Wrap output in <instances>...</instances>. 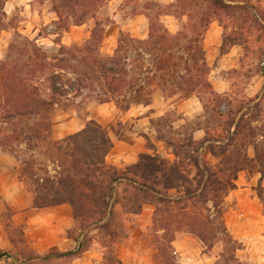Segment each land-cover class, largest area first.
Returning a JSON list of instances; mask_svg holds the SVG:
<instances>
[{
	"label": "rangeland",
	"instance_id": "1",
	"mask_svg": "<svg viewBox=\"0 0 264 264\" xmlns=\"http://www.w3.org/2000/svg\"><path fill=\"white\" fill-rule=\"evenodd\" d=\"M62 1L0 0V65L21 76V65L33 48L50 63L60 47L74 51L76 58L109 60L117 43L107 48L105 30L116 16L127 28L117 39L122 43L110 69H125L127 74L116 95H105L98 87L78 94L74 85L65 88V95L55 97L47 140H61L94 122L106 131L111 148L104 162L117 174L128 175L142 154L180 163L184 173L171 182L174 188L165 190L171 201L179 203H159L154 196L139 200L141 210L153 209L149 221L137 217L141 210L132 214L135 208L125 200V208L115 206L114 238L98 233L89 222L75 224L70 234L75 242L72 251L80 243L94 247L103 256L101 264L126 259L123 244L136 249L141 263L264 264V0H222L234 8L211 14L213 8L202 23L199 13L204 8L182 6L176 0H103L86 15L80 29L74 19L81 10L71 11L61 6ZM137 14L148 19L144 40L128 30L127 21ZM165 15L172 17L174 34L167 31L170 22ZM164 31L172 43L163 46L170 51L164 52L167 62L160 71L155 63L157 48L165 42ZM70 65L71 69L56 73L71 80L81 78L80 63ZM159 78L165 86L147 84ZM43 97L51 95L44 92ZM190 140L193 144L187 147ZM20 149L21 154H13L21 160L20 167L31 154L38 177L56 176L58 168L46 147L33 152L24 145ZM192 159L204 174L209 172L212 182L205 184L204 177L196 186ZM128 185L122 183L120 190H129ZM187 190L192 194L186 196ZM199 193L204 197L199 198ZM11 215L8 211L0 217L9 245L0 248L4 253L0 264H69L72 257L55 258L60 252L54 249L36 253L23 232V242L12 244L9 237H16L23 226H12Z\"/></svg>",
	"mask_w": 264,
	"mask_h": 264
},
{
	"label": "trees",
	"instance_id": "2",
	"mask_svg": "<svg viewBox=\"0 0 264 264\" xmlns=\"http://www.w3.org/2000/svg\"><path fill=\"white\" fill-rule=\"evenodd\" d=\"M176 1L182 6L193 9L204 8L199 13L200 23L204 21V16H209V11L213 8L214 11L211 14L215 13V10L227 11L234 8L222 0ZM102 2L103 0H63L61 6L71 11L75 8L81 10L78 18L74 19V25L79 26L84 23L86 15ZM208 22H204V26ZM165 34L164 31L162 37L165 40L164 44L157 48L158 59L155 66L160 71L164 69V62H167L163 54L170 51L169 48L165 49L163 46L168 45V41L172 43V40L164 36ZM121 43L122 39H119L112 58L106 61L89 59V62L87 57L76 58L73 55L74 51L70 53L69 49L60 47L58 57L53 58L50 63L45 60L43 55H39L37 49L33 48L31 54L26 55V61L21 65V76L11 75L6 65H0V149L9 154H21L20 145H24L27 150L32 152L35 149L46 147L51 163L58 168V171L55 172L56 176L46 173L44 177H38L34 173L35 159L31 154L28 161L20 167L19 172L31 190L32 208L41 209L69 204L75 224L89 222L98 233H102L108 238H114L118 227L115 216L116 205H120L121 209L125 208L124 201L127 200L132 204V208H135L132 214H138L142 205L138 201H144L147 196H154L159 203H179L180 201L176 199L171 201L165 190L170 187L174 188L171 182L179 180L184 174L180 163H168L146 154L140 155L138 161L127 170L128 175L117 174L112 168L105 165L104 158L109 152L111 144L106 131L94 122L87 123L82 130L61 140L52 142L47 140L51 132L53 107L57 105L55 97L65 95L67 93L65 88L74 85L76 88L73 89V92L78 94L83 89L91 90L92 87H98L105 92V95H116L119 89L124 86L126 70L110 69L116 65V53L120 49ZM75 51L79 53L77 49ZM19 56H22V53ZM73 61L79 62L82 67L84 74L81 78L71 80L65 75L56 73L57 70L62 72L65 69H71L70 62ZM51 71L53 72L51 73ZM45 73L48 74L47 77L43 76ZM147 84L157 87L165 86L166 82L159 78L156 82L151 80ZM189 84L196 85L191 81ZM44 92L51 95L50 99L43 97ZM229 125H233L232 120ZM237 128L238 123L235 125L233 134ZM168 144L174 149L172 143L168 142ZM192 144L193 141L190 140L187 147ZM191 163L197 170V187L201 185L204 177L205 184L212 182L209 172L204 174V171L199 169L196 160L192 159ZM124 182L131 185L129 190L128 187L120 190V186ZM160 188L163 191H160ZM184 194L189 196L192 192L187 190ZM140 195H142L141 199H139ZM198 197L203 198V193H199ZM22 232L23 227H20L17 236H10L9 241L12 244H21L23 242ZM70 234L71 230L65 232L66 237L72 239ZM87 249L88 247L84 243H80L78 254ZM63 254L65 253H57L55 258L68 259L73 255ZM2 255L4 253L0 251V258ZM47 256L45 259L49 258ZM108 264H121V262L114 260Z\"/></svg>",
	"mask_w": 264,
	"mask_h": 264
},
{
	"label": "crops",
	"instance_id": "3",
	"mask_svg": "<svg viewBox=\"0 0 264 264\" xmlns=\"http://www.w3.org/2000/svg\"><path fill=\"white\" fill-rule=\"evenodd\" d=\"M163 18L168 23L170 22L167 31L174 34L175 27L171 21L172 17L165 15ZM127 23L128 30L133 36H137L141 40L147 38L148 19L146 16L137 14L132 16ZM76 28L80 29L82 26ZM126 28L125 21L121 19L116 21V16H114L113 23L105 30V43H107L108 49L115 47L120 33ZM20 165L21 160L18 157L0 149V217L3 213L11 211V225L15 228L23 226L24 236L25 238L29 237L30 240L27 243L38 254L51 249L60 253L71 252L75 242L65 236V232L71 230L75 224L71 206L65 203L41 209L32 208L30 194L17 172ZM152 214L153 209L148 206L147 209L142 208L137 217L145 216L150 221ZM5 229L0 218V248L9 246ZM135 250L133 246L121 245V251L127 255V258L119 260L125 264H151L146 260L141 263L136 257ZM102 260L101 252L90 247L86 251L72 256L69 264H101Z\"/></svg>",
	"mask_w": 264,
	"mask_h": 264
},
{
	"label": "water",
	"instance_id": "4",
	"mask_svg": "<svg viewBox=\"0 0 264 264\" xmlns=\"http://www.w3.org/2000/svg\"><path fill=\"white\" fill-rule=\"evenodd\" d=\"M78 250H79V245H78V247H77L76 250L71 251V252H68V253H65V254H63V255H72V254H75ZM59 256H62V255H59Z\"/></svg>",
	"mask_w": 264,
	"mask_h": 264
}]
</instances>
